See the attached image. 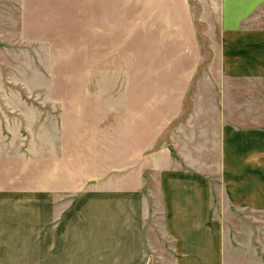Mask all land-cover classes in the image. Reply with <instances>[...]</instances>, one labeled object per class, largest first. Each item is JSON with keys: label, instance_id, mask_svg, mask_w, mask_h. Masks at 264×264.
<instances>
[{"label": "rangeland", "instance_id": "rangeland-1", "mask_svg": "<svg viewBox=\"0 0 264 264\" xmlns=\"http://www.w3.org/2000/svg\"><path fill=\"white\" fill-rule=\"evenodd\" d=\"M210 3L0 0V264H48L47 253L50 264H110L109 196H160L159 171L172 165L218 171L225 117L264 132V82L225 74L230 21ZM258 206L226 220L241 264H264Z\"/></svg>", "mask_w": 264, "mask_h": 264}, {"label": "crops", "instance_id": "crops-1", "mask_svg": "<svg viewBox=\"0 0 264 264\" xmlns=\"http://www.w3.org/2000/svg\"><path fill=\"white\" fill-rule=\"evenodd\" d=\"M211 2L212 7L216 2L217 7L218 4L225 7V19L230 21H224L226 32L221 41L222 53L224 50L231 61L224 67L225 74L235 81L264 82V18H261L264 0ZM256 7L261 9V14L255 19H246L247 13ZM251 107L257 110L259 104ZM256 110L251 109L250 114L257 115ZM230 122L226 117L221 120L218 171L211 172L205 166L193 165L186 169L172 165L158 170L160 196L147 198L136 193L129 197L109 196L110 211L103 213L106 219L110 216V264H146L147 245L153 251L150 254L153 253L154 264H230V261L241 264L243 242L231 236L226 220L228 216L237 218L238 214L245 213L247 210L243 211V207L258 208L264 202V192L253 196L257 182H262L264 188V163L261 171V164L254 159L255 155L264 159V148L257 146V142H264V132L240 129ZM168 149L173 152V145ZM258 168L261 178L255 177ZM236 173H241L240 177ZM240 195L243 198H238ZM115 206L122 211H115ZM256 236L251 232L247 241L250 248L254 246L255 257L252 256L257 263ZM66 238L61 231L52 237L56 251H64L61 243ZM45 257L50 264L49 253Z\"/></svg>", "mask_w": 264, "mask_h": 264}, {"label": "water", "instance_id": "water-1", "mask_svg": "<svg viewBox=\"0 0 264 264\" xmlns=\"http://www.w3.org/2000/svg\"><path fill=\"white\" fill-rule=\"evenodd\" d=\"M172 149V148H171Z\"/></svg>", "mask_w": 264, "mask_h": 264}]
</instances>
